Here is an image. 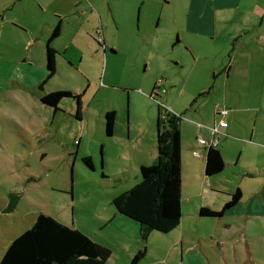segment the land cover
<instances>
[{
    "label": "rangeland",
    "instance_id": "obj_1",
    "mask_svg": "<svg viewBox=\"0 0 264 264\" xmlns=\"http://www.w3.org/2000/svg\"><path fill=\"white\" fill-rule=\"evenodd\" d=\"M163 6V0H155L140 32L123 30L105 42L101 54H94L90 42L68 44L73 31L67 27L60 44L68 52L44 85L39 67L46 61L39 43L31 44L30 31L9 23L0 26V261L11 242L45 213L110 246L109 264H128L129 250L136 246L117 237L122 226L115 215H124L113 200L141 181L138 161L150 156L140 157L138 147L158 153L162 105L183 116L184 195L201 184L223 185V190L242 185L248 198L264 179L249 144L239 140L250 133L239 120L255 117L237 108L248 107L250 92L235 70L228 77L232 43L182 39L185 32ZM158 79L164 93L155 92ZM56 90L83 93L81 116L73 97L63 98L58 109L42 100ZM217 106L230 109L225 119L231 132L218 146L224 170L206 176L207 150L200 159L193 150L201 149L200 134L208 137L209 132L196 123L209 125ZM112 110L116 119L109 135L106 113ZM85 156L92 158L93 168L83 161ZM10 204L14 209L6 211ZM191 208L184 202L181 224L169 233L153 231L147 239L140 233L142 250L148 248L140 264H181L182 248L192 249L183 264H264V219L226 220L233 226L225 228L224 222L200 218ZM167 255L165 262L157 261Z\"/></svg>",
    "mask_w": 264,
    "mask_h": 264
},
{
    "label": "crops",
    "instance_id": "obj_2",
    "mask_svg": "<svg viewBox=\"0 0 264 264\" xmlns=\"http://www.w3.org/2000/svg\"><path fill=\"white\" fill-rule=\"evenodd\" d=\"M153 2L155 0H0V26L9 23L14 27L30 31L31 44L39 43L40 50L45 55L46 63L39 67L42 68L43 82L48 75L47 43L56 26H60V32L51 44L58 52L56 57L58 64L59 59L64 53L66 55L69 49L68 47L62 49L60 44L67 27L73 31L72 36L68 33L70 36L68 44L79 45L83 42H90L93 44L94 54H101V49L103 48L104 51L106 49L105 42L119 37L120 34H123V30L130 35L135 34L136 31L140 32L142 25L152 12L151 4ZM163 2V8L167 7L166 9L171 13L172 21L185 32L184 37L181 33L182 39L188 36L195 40L207 39L212 42L232 43L233 47L230 50L233 51L232 64L227 71L228 77L234 74L235 70V74H238L243 85L247 82L246 86L250 92L248 93L249 100L246 102L248 107H239L238 105L237 108H239L238 111L240 109L252 111L255 117L254 120H239L240 124L247 123L250 130L248 139L239 140H244L249 144L258 161L257 172L264 175V0H163ZM13 11H16L14 16L12 15ZM83 60V54L78 56L79 63ZM228 111L230 113V109ZM217 118L219 119V116L215 115V119L208 123L209 125L199 122L196 124L201 130L207 129L206 126L213 125L218 121ZM221 130L222 136H229L230 124L228 123V126ZM200 137H204V135L200 134L198 143ZM199 145L201 149L195 148L193 156L200 159L204 156L203 151L206 149L200 143ZM137 153L140 157L144 154L150 156L149 161L140 159L138 161L140 166L154 162L158 155L155 152L147 153L143 145L138 147ZM218 183L221 185V180ZM258 184L254 189L256 191L248 198L245 188L239 185L242 198L229 208H225V206L236 191L230 189L231 187L225 191L222 188L223 185L212 187L201 184L189 196L184 195L183 188L182 210L184 202H186L187 205L192 206L191 210L198 217L212 219L211 222L217 225L224 222L225 228L233 226L229 222L226 224V220L264 219V179H260ZM202 207H209L213 210L225 209L224 215L222 217L201 216L199 210ZM192 216L194 215L192 214ZM117 218L122 226L117 237L131 241L136 246L129 250L128 264H130L138 250L143 248L140 229L124 216L116 214L115 219ZM190 252L192 249L182 248L181 264L191 255ZM170 256L167 255L165 259L157 261L165 262ZM206 258L210 261L209 256Z\"/></svg>",
    "mask_w": 264,
    "mask_h": 264
},
{
    "label": "trees",
    "instance_id": "obj_3",
    "mask_svg": "<svg viewBox=\"0 0 264 264\" xmlns=\"http://www.w3.org/2000/svg\"><path fill=\"white\" fill-rule=\"evenodd\" d=\"M56 26L47 43V80L57 72V50L52 41L59 35ZM83 93L69 90H56L43 95L42 100L58 109L65 97H73L78 102V116H81ZM172 110V109H171ZM162 107L157 120L158 155L151 164L140 167L141 181L113 200L119 213L136 221L142 238L147 239L153 231L169 233L176 229L182 220V114L174 111L162 115ZM219 116V115H218ZM107 133L114 130L116 112L108 111ZM83 161L94 167L90 156ZM225 161L217 148L207 149L205 174L212 176L224 170ZM242 198L239 188L225 208L234 206ZM14 209L10 204L6 211ZM223 210L202 207L199 215L222 217ZM147 248L137 252L130 264H140ZM112 255L109 246L98 243L78 228L67 225L55 217L39 213L33 225L17 236L7 248L0 264H109Z\"/></svg>",
    "mask_w": 264,
    "mask_h": 264
},
{
    "label": "built area",
    "instance_id": "obj_4",
    "mask_svg": "<svg viewBox=\"0 0 264 264\" xmlns=\"http://www.w3.org/2000/svg\"><path fill=\"white\" fill-rule=\"evenodd\" d=\"M163 87V80L162 79H158L155 85V92L156 93H164L165 89H162ZM162 107L164 108L165 112H171L172 110L165 106L162 105ZM229 113L228 109L225 107H216V115H219L220 118L218 119V121H216L213 125L211 126H206L208 131H209V136L208 137H200L199 138V143L207 150L209 148H217L221 137H222V130L221 128L223 127H227L228 126V122L225 119V116Z\"/></svg>",
    "mask_w": 264,
    "mask_h": 264
},
{
    "label": "flooded vegetation",
    "instance_id": "obj_5",
    "mask_svg": "<svg viewBox=\"0 0 264 264\" xmlns=\"http://www.w3.org/2000/svg\"><path fill=\"white\" fill-rule=\"evenodd\" d=\"M162 111H163V112H162V115H163V116H166V115L168 114V112H165V110H164L163 107H162Z\"/></svg>",
    "mask_w": 264,
    "mask_h": 264
}]
</instances>
